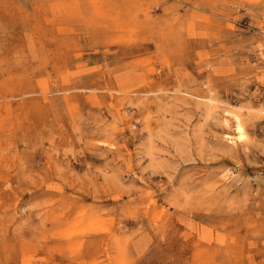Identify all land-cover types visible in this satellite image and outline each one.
Returning a JSON list of instances; mask_svg holds the SVG:
<instances>
[{"label":"rangeland","instance_id":"rangeland-1","mask_svg":"<svg viewBox=\"0 0 264 264\" xmlns=\"http://www.w3.org/2000/svg\"><path fill=\"white\" fill-rule=\"evenodd\" d=\"M0 264H264V0H0Z\"/></svg>","mask_w":264,"mask_h":264},{"label":"bare ground","instance_id":"bare-ground-1","mask_svg":"<svg viewBox=\"0 0 264 264\" xmlns=\"http://www.w3.org/2000/svg\"><path fill=\"white\" fill-rule=\"evenodd\" d=\"M234 119H235V130L237 132V138L241 139L244 136V125L237 115L235 116Z\"/></svg>","mask_w":264,"mask_h":264}]
</instances>
